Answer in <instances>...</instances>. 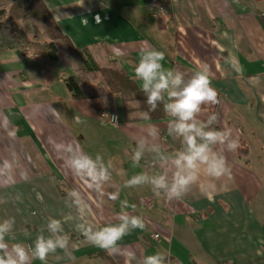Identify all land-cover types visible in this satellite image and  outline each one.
<instances>
[{"label":"crops","instance_id":"crops-1","mask_svg":"<svg viewBox=\"0 0 264 264\" xmlns=\"http://www.w3.org/2000/svg\"><path fill=\"white\" fill-rule=\"evenodd\" d=\"M45 2L77 48L101 44L99 60L123 67L133 78L139 50L144 46L165 53V68L191 74L207 65L220 103L205 109L201 119L216 112L219 119L214 127L231 128L241 147L224 153L231 175L215 179L202 171L197 184L182 199L156 197L150 186L123 188L124 180L136 173L160 171L153 167L151 152L145 153L140 167L131 164L136 140L147 136L150 125L159 130L156 142L168 155L181 150L180 141L167 133L170 117L130 120L129 113L137 110L124 109L122 98L116 95L111 111L118 113L120 122H106L100 116L105 105L102 96L75 98L65 84L67 96L62 99L72 101L73 111L84 119L83 126L92 121L94 134L88 141L87 128H83L79 138L85 144L81 145L50 103L32 102L28 87L35 75L55 81L52 68L56 65L62 68L65 83L69 70L57 61L45 63L41 55L31 60L21 50L2 51L0 221L15 217L17 241L27 245L40 234L49 217H68L64 227L70 236L69 248L50 255L47 264H138L143 256L156 251L167 253L169 264H264V0H174L168 18H155L149 0ZM28 23L16 20V26L29 35L24 25ZM229 57L231 64L226 63ZM13 121L22 122L24 127L17 130ZM20 134L34 140L21 139ZM68 143L79 145L90 155L100 154L106 161L111 159L115 169V187L106 186L105 192L119 189L118 201L85 190L90 198V222L97 227L117 223L120 200L136 205L123 211L146 221V229L125 236L112 255L89 244L73 228L75 212L66 194L77 187L83 190V185L72 176L55 147ZM40 168H52L57 175L45 176ZM25 229L30 237L24 236ZM32 264L42 262L33 260Z\"/></svg>","mask_w":264,"mask_h":264},{"label":"clouds","instance_id":"clouds-1","mask_svg":"<svg viewBox=\"0 0 264 264\" xmlns=\"http://www.w3.org/2000/svg\"><path fill=\"white\" fill-rule=\"evenodd\" d=\"M164 60L163 51L151 46L141 47L138 62L134 65V78L140 82L150 111L163 105V111L170 117L167 133L173 140H179L182 147L174 155H168L167 150L156 142L159 130L150 125L147 136L136 140L131 164L133 168L140 167L145 153L151 152L154 154L153 167H159L160 171L136 173L124 180L123 188L150 186L156 197L179 200L197 184L202 171L215 179L231 175V166L224 153L236 152L241 144L238 138L233 137L231 128L214 127L219 119L216 112L201 119L205 109H211L220 103L219 93L212 86V76L207 65L188 74L182 70L165 68L162 63ZM226 63H232L230 57L226 59ZM128 106L133 110L138 109L140 102L134 100ZM134 117L150 120L148 111H131L129 119ZM74 121L82 123L77 116ZM55 147L72 176L83 185V190L73 188L66 196L70 201L69 207L75 212L73 228L85 241L112 255L120 248V242L125 236L134 230L146 229V221L142 216L123 211L129 207L136 208V205H130L127 200L119 201L122 211L117 216V223L100 227L91 223L90 198L85 190L101 198L107 195L113 202L119 200V189L105 192L106 186L115 187L112 184L115 171L113 162L111 159L106 161L100 154L90 155L79 145L72 143L56 144ZM68 219L49 217L40 234L27 245L17 241L14 233L15 217L3 219L0 221V264H32L33 260L47 264L50 255L56 254L58 250L66 252L70 236L64 225ZM23 234L26 238L31 236L27 229ZM130 255L136 259L134 253ZM138 264H169V256L165 252L156 251L143 256Z\"/></svg>","mask_w":264,"mask_h":264},{"label":"trees","instance_id":"trees-1","mask_svg":"<svg viewBox=\"0 0 264 264\" xmlns=\"http://www.w3.org/2000/svg\"><path fill=\"white\" fill-rule=\"evenodd\" d=\"M16 20L35 23L47 40L41 43L30 39L23 28L16 26ZM25 47L33 48L45 63L57 61L69 70L64 80L73 97L102 96L105 105L101 111H111L114 96L118 95L122 98L124 109L128 108V102L139 100L140 106L136 110L148 111L150 119L165 115L162 104L155 111L149 110L141 87L123 67L103 64L99 60L101 44L77 48L61 30L45 0H0V52L22 51ZM100 83H104L106 87L101 88ZM138 119L140 118L134 117L130 120Z\"/></svg>","mask_w":264,"mask_h":264},{"label":"rangeland","instance_id":"rangeland-1","mask_svg":"<svg viewBox=\"0 0 264 264\" xmlns=\"http://www.w3.org/2000/svg\"><path fill=\"white\" fill-rule=\"evenodd\" d=\"M26 28L31 32L29 35L31 36L32 39L34 40H39L45 38L43 33L40 31V29L37 27V25L33 22H30L28 24H24ZM25 28V29H26ZM38 30V31H37ZM39 33V34H38ZM41 41V40H40ZM23 54V53H22ZM23 56V55H22ZM31 60H36L35 58H32ZM40 64V63H36ZM53 76H56L55 81H49L48 79H42L38 75H35L33 78L35 79L34 82L29 84V88L31 89V100L33 103H50L52 107L55 108L58 117H61L64 122L67 124V126L70 128V130L75 134L76 138H79L81 131L83 128H87L86 130V136L87 140L89 141L91 139V136L94 134L93 132L91 133V124L92 121L89 123L85 124L83 126V117L81 115L75 114L73 111L74 109V104H72L71 100H65L67 96V89L65 86V83L63 82L62 79V68L59 65H56L55 67L52 68ZM65 98V99H62ZM77 116L80 118L82 123L77 124L74 121V117ZM14 126L16 127L17 130H21L24 127V124L22 122H14ZM83 133V132H82ZM85 134V133H83ZM21 139L28 140V141H33V137L29 136L28 138L24 137L23 134H20ZM24 137V138H23ZM79 143L81 145H84V140L81 138L78 139ZM41 156V160H42ZM36 162V167H39L41 164ZM41 163V162H40ZM49 164V163H48ZM50 165V164H49ZM51 166V165H50ZM40 171L45 173V176H48L52 178L53 176L57 175L56 172H53V169L51 170H46L40 168Z\"/></svg>","mask_w":264,"mask_h":264},{"label":"built area","instance_id":"built-area-1","mask_svg":"<svg viewBox=\"0 0 264 264\" xmlns=\"http://www.w3.org/2000/svg\"><path fill=\"white\" fill-rule=\"evenodd\" d=\"M174 0H149L150 4V10L152 12V15L155 18H168L171 16L172 12V6H173ZM22 53L26 57L30 58H37L39 54L35 53L34 50H32L29 47H25L22 50ZM101 88H105L104 83H100ZM100 116L102 120L110 123H119L120 117L118 113H115L113 111L109 110H103L100 113ZM149 206L152 207V204H149ZM155 237H159V234H155Z\"/></svg>","mask_w":264,"mask_h":264}]
</instances>
